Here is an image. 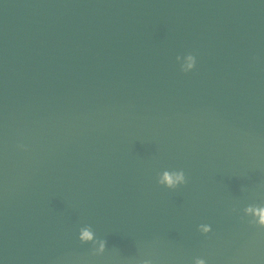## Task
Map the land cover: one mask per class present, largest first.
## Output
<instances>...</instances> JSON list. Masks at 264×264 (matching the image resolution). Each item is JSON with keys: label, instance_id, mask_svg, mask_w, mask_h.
<instances>
[{"label": "water", "instance_id": "obj_1", "mask_svg": "<svg viewBox=\"0 0 264 264\" xmlns=\"http://www.w3.org/2000/svg\"><path fill=\"white\" fill-rule=\"evenodd\" d=\"M262 219L264 0H0V264H264Z\"/></svg>", "mask_w": 264, "mask_h": 264}, {"label": "clouds", "instance_id": "obj_2", "mask_svg": "<svg viewBox=\"0 0 264 264\" xmlns=\"http://www.w3.org/2000/svg\"><path fill=\"white\" fill-rule=\"evenodd\" d=\"M189 60H191V58H189ZM189 66H191V64ZM260 223L262 225H264V219H262ZM197 264H204V262L202 260L201 261H197Z\"/></svg>", "mask_w": 264, "mask_h": 264}]
</instances>
